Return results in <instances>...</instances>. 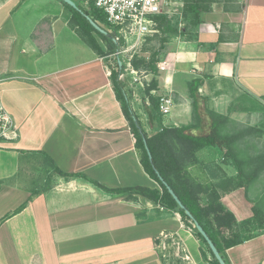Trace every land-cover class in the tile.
<instances>
[{"label": "crops", "instance_id": "obj_1", "mask_svg": "<svg viewBox=\"0 0 264 264\" xmlns=\"http://www.w3.org/2000/svg\"><path fill=\"white\" fill-rule=\"evenodd\" d=\"M223 1L200 14L190 37L165 43L157 92L173 104L156 122L144 92L152 75L121 57L131 109L148 136L186 125L190 135H207L215 112L227 117L224 134L249 128L264 138V0H231L229 10ZM70 15L61 0H0V103L16 128L0 143V264H211L178 212L112 191L161 187L141 163L106 58L69 25ZM195 78L203 79L196 111L188 91ZM195 155L187 172L197 183L237 174L216 146ZM218 191L238 224L255 207L264 214V169L247 187ZM256 224L237 225L256 235L225 250L229 264H264V225Z\"/></svg>", "mask_w": 264, "mask_h": 264}, {"label": "trees", "instance_id": "obj_2", "mask_svg": "<svg viewBox=\"0 0 264 264\" xmlns=\"http://www.w3.org/2000/svg\"><path fill=\"white\" fill-rule=\"evenodd\" d=\"M74 1L83 12L107 30V34L100 33L88 22L80 11L61 1L71 13L69 25L76 30L82 40L100 57L106 58L107 65L110 69L109 77L114 88L115 96L119 100L123 114L129 122L130 130L135 136L136 147L140 151L141 163L149 176L161 187V191L142 186L112 191L115 193H128L126 196L128 199H132L134 197L133 193H137L159 203L171 211L178 212L184 223L191 227L194 234L203 241L210 252L205 240L195 229L192 222L189 221L184 210L179 208L167 188L159 180L155 171V169H157L181 202L203 227L226 264H229L225 250L230 246L239 244L255 236L256 232L251 231L254 222L257 223L256 228L258 229L262 228L264 225V214L256 207L252 219L245 220L238 224L233 213L221 204V194L218 191L219 188L223 191H229L238 186L247 187L249 182L254 180L258 176V173L264 169V154L259 155L252 161L248 156H241V152L237 148V141L241 139L246 132L251 130L247 128L234 133L224 134L220 127L222 123L226 121L227 117L215 112H209L213 122L211 131L207 135H190L187 133V130L192 126L186 125L181 127H161L156 133L148 136L142 128L137 115L131 109L129 97L121 79L125 66L123 63H121V65L118 64V58L121 57L116 55L115 52L119 51L120 45L124 44V40L120 39L117 42L113 41V38L117 35V27L107 23L103 12L98 9L92 1L87 5L83 4V0ZM213 1L215 0H185V8L181 14L180 22L183 26L180 28L178 26V17L174 19L164 14L155 15L154 19L158 31L153 33L149 39L156 40L158 44L148 49L149 54L147 56L134 55L130 60L131 68L135 70H144L152 75L151 79L144 84V92L149 99V109L151 110L154 122L158 120L159 99L161 96L157 92L159 85L157 62L159 61V55L165 48V43L170 36L181 34L190 37L192 29L200 22V14L211 10V3ZM228 1L230 0L223 1L225 10L232 8ZM100 41L105 43V49ZM202 82V78H195L188 83V91L192 99L194 110L196 109L195 100L199 97L198 88ZM144 139L151 152L152 162H150L146 153L143 142ZM208 146H216L221 150L224 158L236 168L237 174L235 177H225L209 185H203L191 179L187 172L188 165L196 161L195 153L197 150ZM57 171L62 174L60 170L57 169ZM204 197L205 201H203ZM237 225L241 227L242 231V228L246 227L248 229V226H252V229L248 230L246 233H242V231L237 228ZM204 256L206 257L205 254ZM211 256V264H219L212 253ZM175 260L179 262V258Z\"/></svg>", "mask_w": 264, "mask_h": 264}, {"label": "built area", "instance_id": "obj_3", "mask_svg": "<svg viewBox=\"0 0 264 264\" xmlns=\"http://www.w3.org/2000/svg\"><path fill=\"white\" fill-rule=\"evenodd\" d=\"M90 1L103 12L109 25L117 27L114 41L122 39L125 43L130 42L131 47L145 36L158 31L155 15L164 14L170 18L175 14V5L177 4V0H83V3L86 5ZM116 53L118 54L119 51ZM172 104L173 100L170 95H161L159 111L163 115L168 114ZM15 136V124L10 114L0 103V143L4 139ZM163 238L165 243L162 241L160 245L165 248L169 238L166 235H163ZM172 242L174 244L173 240Z\"/></svg>", "mask_w": 264, "mask_h": 264}, {"label": "rangeland", "instance_id": "obj_4", "mask_svg": "<svg viewBox=\"0 0 264 264\" xmlns=\"http://www.w3.org/2000/svg\"><path fill=\"white\" fill-rule=\"evenodd\" d=\"M231 1V0H230ZM84 4V3H83ZM85 5V4H84ZM87 5V4H86ZM176 7V12L174 15L171 16V18H179L178 26L179 28L183 26L181 22V14L183 12V9L185 8V0H177V4L175 5ZM182 24V25H181ZM153 34V33H152ZM152 34H149V36H145L142 38L136 45L130 46V42L121 44L119 48V53L116 55H119L120 57H127V58H132L134 55H140V56H147L149 54V50L152 46H156L158 43L156 40L149 39L151 38ZM103 46H105V43L100 41ZM106 47V46H105ZM145 49V50H144ZM147 51V52H146ZM226 133H234L233 130L226 131ZM253 138L256 140V144H249L245 143L246 139L248 138ZM238 145L237 148L241 152V156L243 157H250L252 161L253 159H256L259 155L264 154V138L262 135L258 134V132L255 131H249L246 132L241 139L237 141ZM170 242V238L168 239Z\"/></svg>", "mask_w": 264, "mask_h": 264}, {"label": "water", "instance_id": "obj_5", "mask_svg": "<svg viewBox=\"0 0 264 264\" xmlns=\"http://www.w3.org/2000/svg\"><path fill=\"white\" fill-rule=\"evenodd\" d=\"M64 3L70 5L71 7L77 9L78 11H80L85 18L88 20V22L100 33L102 34H107V30L101 26L97 21L93 20L90 16H88L85 12H83L81 10V8H79L77 6V4L75 3L74 0H61ZM114 41V38H113ZM122 60L121 58H118V64L121 65ZM147 112V116L148 119L150 121H152V114L151 111L149 109L146 110ZM144 146H145V150L146 153L148 155V158L150 160V162H152V155L151 152L147 146V142L144 139ZM153 168L155 169L154 165ZM156 174L159 178V180L161 181V183L167 188L168 192L171 194V196L174 198V200L176 201V203L178 204L179 208L184 210L185 215L189 218V220L193 223L195 229L200 233V235L203 237V239L205 240L206 244L209 247L210 252L212 253L213 257L218 261L219 264H226L225 260L222 258L221 254L219 253V251L217 250L216 246L214 245V243L212 242V240L209 238V236L207 235V233L204 231L203 227L199 224V222L193 217V215L191 214V212L185 207V205L181 202V200L178 198V196L176 195V193L173 191V189L171 188V186L164 180V178L161 176V174L157 171V169H155Z\"/></svg>", "mask_w": 264, "mask_h": 264}]
</instances>
